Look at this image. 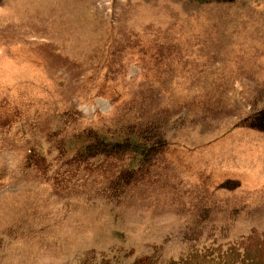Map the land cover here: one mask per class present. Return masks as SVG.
Masks as SVG:
<instances>
[{"label":"rangeland","instance_id":"1","mask_svg":"<svg viewBox=\"0 0 264 264\" xmlns=\"http://www.w3.org/2000/svg\"><path fill=\"white\" fill-rule=\"evenodd\" d=\"M0 264H264V0H0Z\"/></svg>","mask_w":264,"mask_h":264}]
</instances>
